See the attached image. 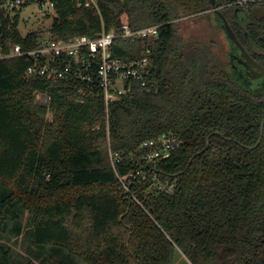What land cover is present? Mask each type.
Returning <instances> with one entry per match:
<instances>
[{
    "label": "trees",
    "instance_id": "trees-1",
    "mask_svg": "<svg viewBox=\"0 0 264 264\" xmlns=\"http://www.w3.org/2000/svg\"><path fill=\"white\" fill-rule=\"evenodd\" d=\"M9 1L0 0L5 54L10 43L26 49L41 35L21 36L11 14L45 0L12 9ZM49 1L57 39L96 36L118 18L132 28L158 25L152 89L110 102L106 120L100 98L49 89L44 78L26 75L24 56L0 58V239L21 234L27 214L36 246L83 264H172L176 251L190 264H264V95L233 82L205 52L212 41L185 53L175 29V19L211 9L210 1ZM215 1L226 13L235 0ZM112 51L139 56L141 41L115 39ZM45 90L48 106L36 100ZM161 133L180 140L154 163L175 188L157 193L145 179L126 192L118 177L150 168L139 145ZM9 253L0 247V264H12Z\"/></svg>",
    "mask_w": 264,
    "mask_h": 264
},
{
    "label": "built area",
    "instance_id": "built-area-1",
    "mask_svg": "<svg viewBox=\"0 0 264 264\" xmlns=\"http://www.w3.org/2000/svg\"><path fill=\"white\" fill-rule=\"evenodd\" d=\"M95 2L96 0H85L84 4L95 5ZM22 3V0H13L7 2L6 7L18 8ZM35 4L44 11L53 8V3L49 0ZM158 27L150 25L132 28L121 20L119 26L102 29L96 36L82 34L67 39H57L48 29L37 38L32 47L23 49L19 43H10L7 54L2 53L0 41V58L24 56L27 61L26 75L44 78L50 82L49 89L71 90L79 101L92 97L100 98L105 105L107 120L110 102L119 101L124 94L134 90L151 91V41L156 37ZM118 38L139 39L141 54L132 58L116 56L112 46ZM37 94L40 95L41 105L48 106L49 92L45 90ZM179 144L180 140L173 133H161L142 141L139 145L142 151L140 159L150 168L130 171L124 178L119 176V182L124 190L129 193L131 185L135 186L148 179L157 193L171 192L176 186L174 179L171 177L159 179L154 170V163L168 157L172 149ZM119 158L118 153L110 155L113 165Z\"/></svg>",
    "mask_w": 264,
    "mask_h": 264
},
{
    "label": "rangeland",
    "instance_id": "rangeland-1",
    "mask_svg": "<svg viewBox=\"0 0 264 264\" xmlns=\"http://www.w3.org/2000/svg\"><path fill=\"white\" fill-rule=\"evenodd\" d=\"M17 10L19 11L11 14V17L17 14V27L21 36H25L31 31H38L44 34L46 30L50 29L55 16L53 9L45 12L44 10H40L35 3ZM207 15L205 12L181 15L174 20L175 29L184 41L185 53L187 54L192 49L199 48L200 45L209 43L210 40L214 39L216 41L214 45L212 44L205 52L209 56L214 55L216 57L215 63L223 66L229 72V39L227 40V37L223 34L222 28H218V32H212L208 19L209 16ZM217 26H220V24L218 23ZM195 45L197 46L195 47ZM204 61L207 62L208 60L205 59ZM36 100L41 105L39 94H36ZM47 117H50V114H47ZM26 216L27 214L24 215L21 234L15 236L8 233L0 239V247L10 249L9 257L12 264H83L76 258L70 257L65 253L61 254L59 251L51 250L52 248L49 246H36L31 240L29 227L26 223ZM172 264L190 263L182 253L176 251L172 258Z\"/></svg>",
    "mask_w": 264,
    "mask_h": 264
},
{
    "label": "flooded vegetation",
    "instance_id": "flooded-vegetation-1",
    "mask_svg": "<svg viewBox=\"0 0 264 264\" xmlns=\"http://www.w3.org/2000/svg\"><path fill=\"white\" fill-rule=\"evenodd\" d=\"M209 1L211 9L203 12L209 16L212 32L222 28L229 39L233 82L252 95H264V0H235L226 13L225 5Z\"/></svg>",
    "mask_w": 264,
    "mask_h": 264
},
{
    "label": "water",
    "instance_id": "water-1",
    "mask_svg": "<svg viewBox=\"0 0 264 264\" xmlns=\"http://www.w3.org/2000/svg\"><path fill=\"white\" fill-rule=\"evenodd\" d=\"M120 23H121V19H120V18H118V19H117V21H116V26H119V25H120Z\"/></svg>",
    "mask_w": 264,
    "mask_h": 264
}]
</instances>
